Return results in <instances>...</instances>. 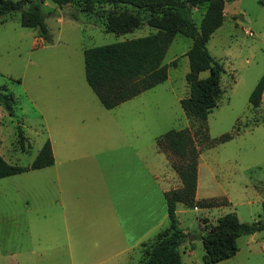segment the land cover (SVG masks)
<instances>
[{
  "label": "rangeland",
  "instance_id": "rangeland-1",
  "mask_svg": "<svg viewBox=\"0 0 264 264\" xmlns=\"http://www.w3.org/2000/svg\"><path fill=\"white\" fill-rule=\"evenodd\" d=\"M259 1L264 2H226L222 24L206 43L209 54L224 70L222 94L205 121L207 138L201 125L188 118L179 103L189 92L185 80L189 38L178 34L170 44L163 60L168 65L165 82L107 110L85 81L83 50L143 38L155 29L143 24L123 35L106 33L108 8L97 7L87 13L75 2L58 7L43 1L40 8L50 36L46 42L36 29L20 26L18 13L0 17V91L5 89L14 100L13 116L0 105V155L11 165L26 167L47 140L55 149L72 143L73 157L106 149L107 197L115 203L116 184L128 191V185L117 179L126 180L131 175L135 166L132 153H138L150 172L173 175L170 165L174 159L159 152L155 141L168 131L188 128L199 149L200 194L228 202L225 207L209 210L176 206L178 225L185 234L179 247L181 262L205 264L201 236L219 217L234 213L240 222L251 223L262 214L264 92L258 107L249 104V96L264 73V6ZM204 12L205 5L190 9L197 27ZM146 16L141 13V17ZM207 76L204 71L198 78ZM228 133L232 139L218 142ZM52 171V167L31 170L0 180V255L15 253L13 264H71L62 247L52 244ZM145 177L141 172L139 182ZM88 183L91 185V180ZM88 190L86 233L91 234V241H104L95 233L105 224L95 215L97 194L90 186ZM160 214L163 210L156 207V216ZM168 225L166 216L160 228ZM236 244L238 251L233 257L215 264H264V230L240 236ZM125 257L112 262L127 264ZM132 257L131 264H138V258L142 264V254L135 251ZM75 264L87 262L84 256L76 255Z\"/></svg>",
  "mask_w": 264,
  "mask_h": 264
},
{
  "label": "trees",
  "instance_id": "trees-1",
  "mask_svg": "<svg viewBox=\"0 0 264 264\" xmlns=\"http://www.w3.org/2000/svg\"><path fill=\"white\" fill-rule=\"evenodd\" d=\"M43 1H50L58 7L75 2L87 13L97 7L108 8L103 28L106 33L123 35L143 24L155 29V33L143 38L83 50L85 81L107 110L165 82L168 65H164L163 60L170 44L178 34L189 38L191 46L186 52L189 71L185 77L189 92L179 103L184 114L201 125L207 138L205 121L222 94L220 79L224 70L222 64L209 54L206 43L222 24L225 3L233 0H0V17L18 13L20 26L36 29L38 36L49 42L40 8ZM259 3L264 6L263 1ZM202 5H205V12L197 27L190 9ZM141 13H147L146 18L141 17ZM204 71L208 76L199 79V73ZM263 92L264 73L249 96L253 108L260 105ZM0 105L8 115H14L13 97L5 89L0 91ZM232 137V134H224L218 142H226ZM155 143L159 152L174 159L170 167L181 186L164 193L169 225L159 231L153 241L141 244L142 264H182L179 247L185 234L178 225L176 205L212 209L225 207L228 202L224 198L195 199L199 149L188 128L168 131L157 137ZM51 165L53 155L47 140L26 167L11 165L0 155V179ZM262 230L264 204L261 217L251 223L240 222L234 213L219 217L216 224L201 236L203 262L215 264L233 257L238 251V237Z\"/></svg>",
  "mask_w": 264,
  "mask_h": 264
},
{
  "label": "crops",
  "instance_id": "crops-1",
  "mask_svg": "<svg viewBox=\"0 0 264 264\" xmlns=\"http://www.w3.org/2000/svg\"><path fill=\"white\" fill-rule=\"evenodd\" d=\"M72 147V143L62 144L58 149L51 147L53 165L50 167L53 170L54 196L51 220L53 247L57 249L62 247L71 264H75L76 255L84 256L87 264H116L112 262L116 257L126 255L125 258L129 259L126 261L127 264H131L133 253L137 251L138 255L140 254L141 244L153 241L155 235L162 230L160 228L162 221L167 216L164 193L179 188L180 180L175 173L169 175L160 172V175H156L155 172H150L147 165L141 163L138 153L133 152L131 157L135 166L131 168V175L127 176L126 180L117 179L119 183L124 185L125 182L126 186L128 185V191L121 190L120 185L116 184L118 194L116 202L113 203L107 197L106 149L94 155L73 157ZM102 155L103 163H101ZM141 172L146 177L139 182ZM201 173V164L198 161L196 200L208 199L200 194L203 193L202 189L200 190ZM90 180L91 185L88 183ZM88 186L97 194L95 215L99 221L102 218L105 224L104 228L96 230L95 233L102 236L104 241H91V234L86 233L90 204L86 200ZM156 207L161 208L164 214L156 216ZM96 237L100 239L99 236ZM86 255L88 259L85 258ZM13 256L15 253L4 252L2 257L0 255L3 260L1 264H13ZM139 260L138 258V264Z\"/></svg>",
  "mask_w": 264,
  "mask_h": 264
}]
</instances>
